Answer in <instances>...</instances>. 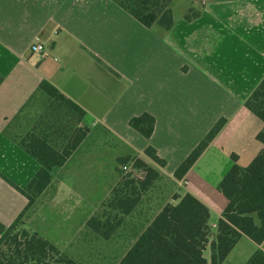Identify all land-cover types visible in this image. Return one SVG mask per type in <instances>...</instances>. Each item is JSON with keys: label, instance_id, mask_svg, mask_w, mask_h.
<instances>
[{"label": "crops", "instance_id": "0c3cea01", "mask_svg": "<svg viewBox=\"0 0 264 264\" xmlns=\"http://www.w3.org/2000/svg\"><path fill=\"white\" fill-rule=\"evenodd\" d=\"M186 2L165 30L143 26L112 0H0L2 225L14 224L29 203L13 185L25 189L41 169L21 140L33 133L60 153L70 144L74 128L60 131L61 108L39 88L47 81L84 111L75 127L88 133L53 170L40 195H48L43 210L62 203V216L84 219L92 231L88 221L122 180V160L141 159L171 189L139 236L167 204L191 194L210 212L204 257L212 262L211 243L228 206L219 185L235 162L247 167L264 147L257 140L264 124L245 106L264 79V0ZM192 10L200 16L187 21ZM37 42L49 47L47 57L32 53ZM144 113L156 119L149 139L129 126ZM222 118L224 128L177 179V169ZM149 147L164 167L145 154ZM33 233L60 250L47 230ZM257 251L264 252V241L243 235L222 264H247Z\"/></svg>", "mask_w": 264, "mask_h": 264}, {"label": "trees", "instance_id": "16d2710c", "mask_svg": "<svg viewBox=\"0 0 264 264\" xmlns=\"http://www.w3.org/2000/svg\"><path fill=\"white\" fill-rule=\"evenodd\" d=\"M133 18L147 28L159 26L170 30L175 17L172 9L174 0H112ZM200 16V12L190 11L186 20ZM1 82V78H0ZM40 90L54 99L58 108L67 111L68 126L73 134L68 147L58 152L46 139L33 133L25 136L20 145L41 164V169L25 188L13 185L29 201L25 212L32 206L52 181V172L62 167L69 156L87 136L88 130L77 128L85 116L84 111L73 104L47 81L40 84ZM245 106L264 124V79L253 91ZM226 119H220L196 149L177 169L175 176L182 179L210 143L226 125ZM156 119L149 113L133 117L129 126L149 139L154 133ZM73 125V126H72ZM264 146V128L257 135ZM145 154L160 167L165 166L156 151L149 147ZM235 160V157H233ZM125 164L129 159L122 160ZM135 167L143 170L144 179L135 181L122 178L103 206L117 212L113 223L111 214H102L88 221L87 226L104 239H109L123 218L131 214L141 201V195L151 188L159 178V172L141 159H136ZM130 188V190H129ZM219 191L228 200L223 218L218 222L216 240L211 243L212 262L204 257V251L210 240L208 207L191 194L179 199L177 205L167 204L153 222L138 237L136 243L126 253L119 264H222L243 235L255 243L264 241V147L258 156L242 167L236 162L222 179ZM9 227L0 223V264H76L60 252L49 241L37 233L22 230L13 234L21 223L24 214ZM3 245L7 250H3ZM247 264H264V252L257 251Z\"/></svg>", "mask_w": 264, "mask_h": 264}, {"label": "rangeland", "instance_id": "374dc122", "mask_svg": "<svg viewBox=\"0 0 264 264\" xmlns=\"http://www.w3.org/2000/svg\"><path fill=\"white\" fill-rule=\"evenodd\" d=\"M185 4H187L186 0L173 1L172 9L176 16L183 14L186 9ZM57 114L59 129L60 127H65L64 125L66 124H70L68 114L63 108H61ZM59 139L57 138V140ZM117 169L122 178L123 176L120 168L118 167ZM170 189L168 184L165 185V183L160 180L154 183L146 192H143L140 204L131 215L123 218L122 226L114 232L109 240H105L100 235L90 231L86 225H84V219L81 220L77 218V220H74L68 216H62L65 215L62 203L54 204V209L48 210L47 208L43 210L46 202H49L47 200L48 195L39 196L35 199L32 206L25 212L21 219L18 230L13 234L19 233L22 230H26L30 233H33L34 230H41L42 232L47 230L50 238H52L53 242H56L55 244L59 247L60 252L69 256L77 264H118L131 246H133L135 238L139 236L146 223L150 221L164 204L166 200L164 197L167 196ZM107 200L104 203H106ZM103 204L99 212L93 217L101 216L105 213L111 214L113 223H115L114 217L117 212L111 210L107 206L104 207ZM46 205L49 204L47 203ZM47 215L51 217H48L47 224H44L45 219L43 217ZM79 219L81 220L80 225H78ZM72 222L74 224H71ZM76 222L77 224H75ZM3 250H7L6 245H3Z\"/></svg>", "mask_w": 264, "mask_h": 264}, {"label": "built area", "instance_id": "2783aa9c", "mask_svg": "<svg viewBox=\"0 0 264 264\" xmlns=\"http://www.w3.org/2000/svg\"><path fill=\"white\" fill-rule=\"evenodd\" d=\"M31 51L34 54L40 55L42 58H45L49 55V47L46 44L37 42L31 46ZM136 159L121 165L120 170L122 173V178H130L135 181H142L144 179V172L141 169L135 167Z\"/></svg>", "mask_w": 264, "mask_h": 264}]
</instances>
